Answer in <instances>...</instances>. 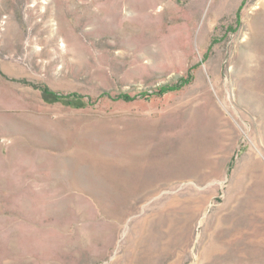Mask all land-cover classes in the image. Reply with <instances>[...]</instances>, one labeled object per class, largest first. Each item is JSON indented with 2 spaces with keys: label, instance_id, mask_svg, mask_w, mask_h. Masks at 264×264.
Listing matches in <instances>:
<instances>
[{
  "label": "rangeland",
  "instance_id": "1",
  "mask_svg": "<svg viewBox=\"0 0 264 264\" xmlns=\"http://www.w3.org/2000/svg\"><path fill=\"white\" fill-rule=\"evenodd\" d=\"M0 264H264V0H0Z\"/></svg>",
  "mask_w": 264,
  "mask_h": 264
},
{
  "label": "trees",
  "instance_id": "2",
  "mask_svg": "<svg viewBox=\"0 0 264 264\" xmlns=\"http://www.w3.org/2000/svg\"><path fill=\"white\" fill-rule=\"evenodd\" d=\"M42 91L46 96H54L56 99H65L68 98L70 96L76 97V98H80L81 96L77 95L76 93L74 94H70V95H64L61 92H56L51 90L50 88L43 86L42 87Z\"/></svg>",
  "mask_w": 264,
  "mask_h": 264
}]
</instances>
